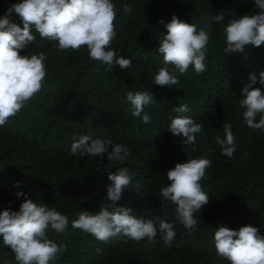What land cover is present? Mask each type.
<instances>
[{"label":"trees","instance_id":"16d2710c","mask_svg":"<svg viewBox=\"0 0 264 264\" xmlns=\"http://www.w3.org/2000/svg\"><path fill=\"white\" fill-rule=\"evenodd\" d=\"M17 2L0 0V16ZM112 2L116 36L109 48L131 59L129 68L117 65L109 71L89 58L86 47L60 51L57 42L41 39L35 31V41L21 51V55L43 52L47 75L41 91L0 126V210H19L25 196L17 193H23L68 217L66 232L56 233L51 228L47 232L49 239L66 248L51 264H228L217 255L215 230L251 225L264 235V131L247 126L245 109L239 104L250 74L257 77L253 87L264 92L258 82L264 71V45H248L242 53H224L222 25L215 17L222 14L221 23H227L259 10L254 0ZM125 4L131 11L124 10ZM173 15L209 32L203 73L197 74L190 66L181 74L174 66H166L158 53L160 35L166 34L160 21L166 24ZM13 20L23 27L18 17ZM161 67L178 77L177 85L154 84ZM129 91L154 96L153 103L144 107L150 123L132 115L126 102ZM184 104L190 110L182 115L202 125L195 145L186 146L185 137L168 131L171 119L178 115L172 110ZM226 123L231 124L235 137L236 151L231 158L221 155L216 143L218 136L224 137ZM86 134L126 146L131 155L120 163L109 161L107 153L102 157L70 154L74 138ZM193 158L211 161L200 182L210 199L194 214L197 229L189 235L176 219V206L165 201L160 190L170 183L166 176L169 169ZM120 167L129 169L132 183L116 206L131 208L137 218L173 223L176 236L171 244H165L159 233L154 242L120 236L102 242L72 227L80 212L95 214L107 203V186L112 183L107 174ZM0 264H17L2 237Z\"/></svg>","mask_w":264,"mask_h":264},{"label":"clouds","instance_id":"9594fccd","mask_svg":"<svg viewBox=\"0 0 264 264\" xmlns=\"http://www.w3.org/2000/svg\"><path fill=\"white\" fill-rule=\"evenodd\" d=\"M259 10L252 15L233 17L227 23L223 15L215 17L222 25V35L226 47L224 53H242L246 46L264 45V0H254ZM131 11L129 5L123 6ZM18 17L23 24L15 23ZM116 8L112 0H19L0 16V126L8 123L42 89L46 78V55H21V51L32 44L39 34L41 39L55 41L60 51L87 49L93 61H100L112 71L117 65L121 69L129 68L131 59L118 56L109 46L116 36ZM166 34H161L158 53L164 64L172 65L179 72L185 73L190 66L199 74L205 71L209 32L197 30L196 26L173 15L164 23ZM99 71V68L96 69ZM250 83L241 90L240 107L245 109L243 118L247 126L264 131V92L253 87L257 83L255 74H250ZM178 77L161 67L154 75V84L174 86ZM259 84L264 86V71L259 73ZM154 96L148 92L129 91L126 102L134 117L142 118L143 123L151 121L144 107L153 103ZM190 109L187 104L179 105L172 111L178 113L171 119L169 130L174 136L182 135L186 146L195 145L196 134L202 132V125L191 117L182 115ZM257 117L259 119L257 120ZM230 123L223 125L224 137L216 138L221 147V155L231 158L236 151L235 137ZM111 148V151H109ZM187 148V147H186ZM186 148L184 151H186ZM107 153L109 161L123 163L131 155L130 149L110 139H94L92 135H80L74 138L70 154L102 157ZM211 161L206 158H193L184 163H177L166 173L170 182L160 190L165 201L176 206V219L191 235L197 229L198 221L194 214L200 212L209 202V196L202 190L201 180ZM107 178L112 182L107 186V203L101 204L93 214L84 210L72 221V227L93 235L97 240L107 242L117 236L139 242L147 238L154 242L157 233L165 244H171L176 236L174 224L166 220H144L132 215L133 210L117 207L124 189L132 183V175L127 167H120L109 172ZM139 188V184L136 186ZM25 198L19 210L11 207L0 210V237L3 244L14 253L17 264H51L66 250L48 238L51 228L56 233H64L68 228V217L46 204H37L33 199ZM83 199V198H82ZM158 225V226H157ZM214 245L217 255L228 264H264V235L257 227L246 225L233 230L221 226L214 233Z\"/></svg>","mask_w":264,"mask_h":264}]
</instances>
